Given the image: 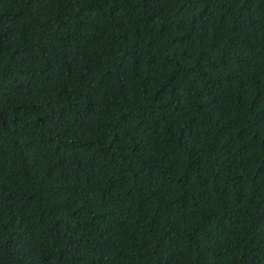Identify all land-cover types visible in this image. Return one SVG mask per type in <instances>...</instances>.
Returning a JSON list of instances; mask_svg holds the SVG:
<instances>
[{
	"label": "trees",
	"instance_id": "1",
	"mask_svg": "<svg viewBox=\"0 0 264 264\" xmlns=\"http://www.w3.org/2000/svg\"><path fill=\"white\" fill-rule=\"evenodd\" d=\"M0 264H264V0H0Z\"/></svg>",
	"mask_w": 264,
	"mask_h": 264
}]
</instances>
